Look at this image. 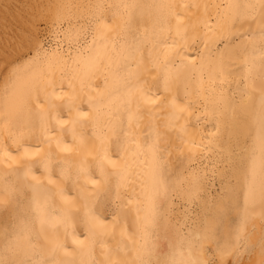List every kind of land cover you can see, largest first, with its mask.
Segmentation results:
<instances>
[{"label":"bare ground","instance_id":"obj_1","mask_svg":"<svg viewBox=\"0 0 264 264\" xmlns=\"http://www.w3.org/2000/svg\"><path fill=\"white\" fill-rule=\"evenodd\" d=\"M53 1L0 86V264H264V0Z\"/></svg>","mask_w":264,"mask_h":264},{"label":"rangeland","instance_id":"obj_2","mask_svg":"<svg viewBox=\"0 0 264 264\" xmlns=\"http://www.w3.org/2000/svg\"><path fill=\"white\" fill-rule=\"evenodd\" d=\"M6 1H7V3L9 2L11 4L12 9H13V11H15L16 14L19 13L21 15V18L23 19L24 24L22 22H17V20L13 19L12 16H9L8 13H5L4 6H6V4H7ZM36 2H38V4ZM51 2H54V1L53 0H47V2H46V0H0V13H1L0 14V45L2 46V48L0 46V49H1L0 55H2V56H0V86H1L2 81L4 80L5 76L10 72L9 70H12L13 67H17L19 65H22V63H25V61L27 62L28 60H30V58H31L30 55L32 56L34 48H35V46H31V45H33V43L36 42L37 38H38L39 42H42L43 45H46L47 42L44 38V34H45L47 27H49V25L53 24V22L49 19L48 13H47V9L53 5ZM44 13H46V14H44ZM4 16H5V18H3ZM2 26H4V27H2ZM21 33H22V35H21ZM29 33H31V36ZM25 37H26V39L22 40ZM9 40H10L11 44L9 43ZM26 40H28L29 42L31 41V43H29L28 41L26 43L25 42ZM33 40H34V42H33ZM4 55H5V58H4ZM20 58H21V61H20ZM226 164H228V163L224 162V164H223L225 167V171H227L228 170L227 167H229ZM219 167H220V165H219ZM226 179H227V176L222 177V178L218 179L217 181L216 180L215 181L210 180V185H209L210 187H208V188H210L211 194L213 191L215 192V193L213 192V194H212L213 197H216L217 195L222 193V192H220V191H222V188H223L222 183L225 184ZM214 183H216V184H214ZM219 186H221V187L218 188ZM212 187H214V188H212ZM217 193H219V194H217ZM195 203H196V205H194L192 207V210H195V212L194 211L193 212L195 214L197 213V215H198V212H199V209H197V208H199L198 202H195ZM176 204L177 205L174 206L175 207L174 213L177 215L181 211V209H183V208H181V206L178 205L177 201H176Z\"/></svg>","mask_w":264,"mask_h":264}]
</instances>
